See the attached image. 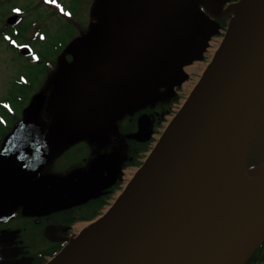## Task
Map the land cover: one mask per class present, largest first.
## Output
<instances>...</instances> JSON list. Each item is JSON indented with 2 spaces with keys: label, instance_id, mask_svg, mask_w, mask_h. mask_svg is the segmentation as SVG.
<instances>
[{
  "label": "water",
  "instance_id": "water-1",
  "mask_svg": "<svg viewBox=\"0 0 264 264\" xmlns=\"http://www.w3.org/2000/svg\"><path fill=\"white\" fill-rule=\"evenodd\" d=\"M217 2L152 0L146 19L133 31L156 30L177 17H188L197 3L215 16ZM235 7L214 59L150 159L110 212L51 264H240L264 240V166L222 216L215 207L194 224L192 208H186L198 167L210 164L217 138L220 143L228 138L227 172L244 168L249 138L264 107V0H240ZM16 19L12 15L6 21L13 24ZM31 53L28 46L20 48L23 56ZM44 101L43 92L35 93L0 143V221L19 207L45 215L84 203L110 187L120 169L117 158L100 154L86 169L39 174L49 146L32 121ZM235 104L240 106L236 115ZM229 116L234 120L225 136L220 130ZM149 135V117L143 115L138 131L128 136ZM219 162H213V171ZM209 223L212 226L204 228Z\"/></svg>",
  "mask_w": 264,
  "mask_h": 264
},
{
  "label": "rangeland",
  "instance_id": "rangeland-1",
  "mask_svg": "<svg viewBox=\"0 0 264 264\" xmlns=\"http://www.w3.org/2000/svg\"><path fill=\"white\" fill-rule=\"evenodd\" d=\"M55 1L62 4L61 9L59 5L51 2V0L48 2L50 4L43 3L42 0H0V27L2 25L6 26L5 19L12 14L11 9H19L20 19L18 22L11 25L13 27L7 26L5 29L7 31L10 30L9 33L11 34L14 33L13 35L17 42L30 43V46L36 51L34 57L29 58L16 52L0 39V104L4 100L13 102V96L16 95L14 97L16 98L19 95L14 87V81L19 75H25L27 80L28 78L32 80L27 90L28 95L33 94L36 90L47 93L45 104L37 121L45 130L50 140L49 143L51 142L52 145L49 161H52L51 164H54V167L60 169L73 163H86L88 158L96 153V151H102L107 148H105V144L96 140L97 135L100 134L99 129L92 125H83L84 121H86L87 114L83 110H78L79 107L84 105V101L81 92H77L79 89V85L76 82L77 76L72 77L74 75L73 72L65 76L67 72L60 67L62 65V59L59 56L56 63L58 67L52 70V72H48L47 76L43 75L45 71L43 74L38 72L42 69V65L34 61L48 60L52 65L56 56L61 52L62 44L65 42L64 38L68 35L67 33L75 31V23L81 25V20L85 21L91 5L87 2L88 0ZM131 1L137 3L135 0ZM236 2L238 3L239 1ZM52 4H54V8H50ZM53 9L55 12L63 11L67 14L69 12L71 14L69 19L71 20H65L63 16H59L54 12L50 13V10ZM181 30L182 27L168 32V35L162 39V47L164 49L156 51L150 49V55L147 57L149 61H137L133 59L132 62V108L136 109L142 104L141 102L146 100L162 108V110H154L159 112L158 123L160 126H153L151 129L150 137L153 142H151L149 147L150 150H152L158 137L164 133L165 127L171 119L170 116L180 108L182 102L188 98L204 75L211 58L206 53L207 41L201 48L195 47L189 50L180 47L177 48L175 43L179 44V42H176V36ZM36 32H41V34L35 40ZM221 33L218 29L212 34L213 37H209L208 40L211 41L212 39L217 43H222L221 40L223 38L220 36ZM132 48L131 51L139 52L134 47ZM128 52V50H124L123 48L115 50L114 55L117 64L124 65V57ZM122 54L125 55L122 56ZM185 55L190 58L185 64L179 66L180 72L172 84H161V81H157L160 79L163 57L174 58L171 56H175L178 58L184 57ZM73 70L76 73V70ZM33 73L37 75V79L35 80L30 78ZM181 77L183 80L180 82L178 79ZM71 78L73 79V83L69 88H66V82H70ZM134 83L136 85L138 84L139 87L134 86ZM70 105H72L73 110H65ZM137 112L139 110H132V116L137 114ZM2 114L3 110L0 109V117L3 118V121H6L7 118L2 116ZM233 120L234 118L229 116L225 122V126H223L224 128H221L220 132L222 134L224 133L225 136L229 135L231 128L229 125H231ZM2 130L3 127L0 132ZM227 140L228 138L226 140L223 139V142L220 143L217 138V143L214 144L209 155L210 158L207 157L211 160L210 164L203 163L198 167L197 180L194 184L195 190L192 196L188 198L186 204V208H192L191 221L194 224L205 216L209 217L212 209L218 206L220 202L228 201L225 204L227 206L235 198H231L233 195H238L243 191L239 190L238 192L240 186H243L245 189L247 188L249 182L247 178L253 174L254 169L264 164V109L251 134L244 168L237 169L232 175L227 172L229 156L224 155L228 151L226 150L229 145ZM67 148L72 149L70 152L72 154L69 157H65L66 155L63 156ZM149 151L145 153L143 159H145ZM121 155L124 156L123 152H121ZM215 160L220 162L218 168L213 171L212 164ZM126 161L128 159L125 157L122 162ZM49 167H52V165ZM222 169L223 178L220 176ZM136 170L137 168L135 167H121L118 176L121 190L115 192L111 201L104 209L111 206L113 200L118 199L120 193L129 182L130 176H134L135 174L133 172ZM225 172L227 173L225 174ZM220 179H223V181H220ZM102 213L103 211L100 214ZM87 228L86 223L76 224L73 227V231H71V244H75ZM71 244L68 246L70 247Z\"/></svg>",
  "mask_w": 264,
  "mask_h": 264
},
{
  "label": "flooded vegetation",
  "instance_id": "flooded-vegetation-1",
  "mask_svg": "<svg viewBox=\"0 0 264 264\" xmlns=\"http://www.w3.org/2000/svg\"><path fill=\"white\" fill-rule=\"evenodd\" d=\"M135 1L137 3L134 4L131 0H88L87 2L91 5L87 18L85 21L81 20V25L75 23L74 32L67 33L59 54V58L62 59L60 67L67 72L65 76L71 72L74 73L72 77L77 76L76 82L79 85L77 92H81L84 101V105L78 110H83L87 114L83 125H92L99 129L100 134L97 135L96 140L105 144L107 149L96 151L86 163H73L60 169L54 167V164H51L52 161L47 159L40 174L63 175L76 168L85 169L100 153L117 157L120 165L125 157L129 159L131 144L128 135L137 131L138 119L145 114L141 111L133 122L132 110H162L161 107L147 100L141 102L142 104L140 103L141 105L136 109L132 108V47L141 51L162 50L164 49L162 39L168 35V32L182 27L176 36V42L179 44L175 43V46L185 50L201 48L206 41L207 43L210 41L208 39L213 37L212 34L215 31L221 30L220 20L232 15L234 7L231 4L235 2L219 0L214 10V17L205 5L197 3L188 11V17H178L177 21H170L156 30L147 32L136 30L135 34L134 26L144 21L149 13L148 0ZM54 3L61 9V3L58 1ZM52 7L54 8V4L50 8ZM52 12L63 16L65 20H68L71 15L69 12L68 14L63 11L55 12L54 9L50 10V13ZM122 48L129 51L127 55L122 54V56L125 55L123 66L117 64L114 55L116 49ZM149 55L150 53L146 57ZM189 58L187 55L164 58L160 79L157 81H161V84H172L180 72L179 66L185 64ZM56 63L55 59L47 73L58 67ZM72 68L76 70L77 75ZM182 77L178 79L180 82L183 80ZM72 81L71 78L70 82H66V88L72 85ZM136 87H139L138 84ZM65 110H73L72 105ZM147 115L150 127L151 124L154 126L158 123V111ZM21 116L22 112L18 120ZM33 123L38 127L40 125L36 119ZM51 149L50 147V152ZM71 151L72 149H65L63 156L69 157L72 154ZM51 165L52 167H49ZM96 212L93 198L78 205L50 211L45 215L30 214L18 208L12 217L6 221H0V264H44L43 261L51 258L49 253L60 242L64 241V244L67 242L72 227L79 223H87L96 215L82 216H89ZM70 219L73 221L69 225ZM255 251L258 256L248 264H264V241Z\"/></svg>",
  "mask_w": 264,
  "mask_h": 264
},
{
  "label": "trees",
  "instance_id": "trees-1",
  "mask_svg": "<svg viewBox=\"0 0 264 264\" xmlns=\"http://www.w3.org/2000/svg\"><path fill=\"white\" fill-rule=\"evenodd\" d=\"M235 1V0H233ZM9 13V12H8ZM228 22V17H225L224 19L222 18L220 20V27L221 29H225L226 25ZM9 27H13V26H9ZM7 25L4 26L2 25L0 27V39L3 40L5 43H7V45L9 47H11L12 49H14L16 52H19L17 47H13L10 45V40H16L15 36L11 33H9L10 30L7 31ZM48 60H36V62H38V64L42 65V69L39 70L38 72L41 74H46L47 70H48ZM31 72V71H30ZM30 78H33L34 80L37 79V75L35 73L32 74V76ZM32 80H30L24 75V76H18L17 79H15L14 81V87L16 88L17 93L19 94L16 98H14L16 95L13 96L11 101L8 100H4L2 101L1 104H3L2 106H0V109L3 110V114L2 116H5L7 119L6 121H3V118L0 117V130L3 127V130L0 132V141L2 139V137L10 130V128L12 127V125L19 119L20 117V112L22 110V108L27 104L30 95L27 94V90L30 87V82ZM0 104V105H1ZM17 108H19L17 110ZM143 112L146 113H153L154 110H141ZM140 112H137V114H139ZM137 114L135 115V117L137 116ZM133 118V122L136 120V118ZM8 122V123H7ZM6 125V126H5ZM154 126H160L159 123H156ZM133 128H135V124H133ZM153 140L151 139V137L145 138V139H138V138H131L130 139V155H129V159L128 161L124 162L122 166L124 167H134V166H139L141 164V158L143 157L144 153L149 149L150 144ZM258 171L257 169H254L253 173L255 174ZM120 188V181L117 179L116 183L111 186L110 188H108L107 190L103 191L97 198H93V201L95 203V209H97L96 213H92L89 216L83 215L82 217H92L94 215H97V213L100 212V210L107 205L110 197L113 195V193ZM73 221V219H70L68 221L69 225L70 223ZM64 244V241L60 242L58 244V246L52 250L49 255H54L59 249L60 247ZM257 252H254L252 254V256L247 260V264L253 260L256 259L257 257ZM44 262V261H43Z\"/></svg>",
  "mask_w": 264,
  "mask_h": 264
},
{
  "label": "bare ground",
  "instance_id": "bare-ground-1",
  "mask_svg": "<svg viewBox=\"0 0 264 264\" xmlns=\"http://www.w3.org/2000/svg\"><path fill=\"white\" fill-rule=\"evenodd\" d=\"M221 40V39H220ZM222 41V40H221ZM221 42H216L215 40H211V41H209L208 42V46H206V53L208 54V55H210V57L211 56H213L215 53H217V51L219 50V48H220V46H221ZM195 88V87H194ZM194 90V89H193ZM192 90V91H193ZM185 102V100L182 102V104ZM182 104L180 105V107L182 108ZM236 105V104H235ZM233 106V112H234V114L236 115L237 114V112H238V109L240 108V106L239 107H237L238 105H236V106ZM181 108H179V109H177L176 111L179 113V111L181 110ZM174 120V117L171 119V121L167 124V128L170 126V124L172 123V121ZM161 139H162V136L160 135L159 137H158V140L154 143V146H153V148H152V150L151 151H149V153L146 155V157H145V159H144V163H146L149 159H150V157L152 156V154L154 153V151H155V149L158 147V145H159V143H160V141H161ZM141 168L142 167H140V168H138L135 172H133V174H135L134 176H130V180H129V182L126 184V186H125V188H124V191L122 192V193H120V195H119V197H118V199L117 200H115L114 201V203H113V205L112 206H109L108 208H106L105 210H104V212H103V214L102 215H100L97 219H95V220H93V221H91V222H88L86 225L88 226V227H91V226H93V225H95L96 223H98V222H100L101 220H102V218L106 215V214H108L109 212H110V210L114 207V205L118 202V200L121 198V196L123 195V193L129 188V186H130V184L132 183V181L134 180V178L136 177V175L140 172V170H141ZM220 181H223V179L221 180L220 179ZM247 185H249V184H247ZM244 187L243 186H240L239 188H238V192H239V190H243V191H241L238 195H233L231 198H233V197H235V198H233L232 199V201H230V203L225 207V204H227L228 203V201L227 202H220V204L218 205V206H216V214H217V216H222L223 215V213L228 209V207H230V205H232V204H234L235 202H238L241 198H242V196H243V193L245 192V188L243 189ZM232 203V204H231ZM223 204H224V206H223ZM212 226V224L211 223H209V224H207V225H205L204 226V228L206 227V228H210Z\"/></svg>",
  "mask_w": 264,
  "mask_h": 264
},
{
  "label": "snow or ice",
  "instance_id": "snow-or-ice-1",
  "mask_svg": "<svg viewBox=\"0 0 264 264\" xmlns=\"http://www.w3.org/2000/svg\"><path fill=\"white\" fill-rule=\"evenodd\" d=\"M51 2H55V0H51ZM16 11H19V9H16Z\"/></svg>",
  "mask_w": 264,
  "mask_h": 264
}]
</instances>
